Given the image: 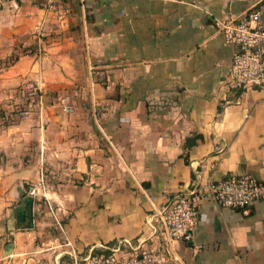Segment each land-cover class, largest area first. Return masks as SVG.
I'll use <instances>...</instances> for the list:
<instances>
[{
	"label": "crops",
	"instance_id": "0c3cea01",
	"mask_svg": "<svg viewBox=\"0 0 264 264\" xmlns=\"http://www.w3.org/2000/svg\"><path fill=\"white\" fill-rule=\"evenodd\" d=\"M46 1L0 0V264L156 246L173 195L230 174L264 182V90L225 86L236 49L218 29L253 8L264 24V0ZM25 85L42 110L20 118ZM41 164L57 220L33 201L24 229L15 211ZM172 253L264 264V202L243 215L203 201L194 241Z\"/></svg>",
	"mask_w": 264,
	"mask_h": 264
},
{
	"label": "built area",
	"instance_id": "2783aa9c",
	"mask_svg": "<svg viewBox=\"0 0 264 264\" xmlns=\"http://www.w3.org/2000/svg\"><path fill=\"white\" fill-rule=\"evenodd\" d=\"M62 0H47L45 8L57 12L56 4ZM62 15L59 14L61 18ZM227 45L236 48L228 65L225 86L231 90L247 92L252 89L264 90V24L260 12L255 8L240 17L228 19L218 24ZM36 61L42 57L39 46L34 51ZM91 77L102 82V72L90 68ZM28 105L20 113L26 118L36 106L42 110L37 86L25 85ZM65 113L72 112L66 105ZM43 124V123H42ZM47 171L40 165L38 178L23 188V194L33 201H43L54 220L55 211L50 205L49 193L53 187L47 181ZM203 201L211 202L221 209H229L249 215L251 208L264 202V182L251 175H227L220 181H208L194 185L186 192L173 195L160 213L159 225L155 233L156 246L142 242L136 246L122 243L107 253H96L82 259H74L68 264H170L177 258L172 253L174 243H192L200 224V207ZM196 253V252H195Z\"/></svg>",
	"mask_w": 264,
	"mask_h": 264
},
{
	"label": "water",
	"instance_id": "95a60500",
	"mask_svg": "<svg viewBox=\"0 0 264 264\" xmlns=\"http://www.w3.org/2000/svg\"><path fill=\"white\" fill-rule=\"evenodd\" d=\"M192 141V139H189ZM33 200L31 197H26L20 207L15 211L16 224L22 226L24 229L33 228Z\"/></svg>",
	"mask_w": 264,
	"mask_h": 264
},
{
	"label": "rangeland",
	"instance_id": "374dc122",
	"mask_svg": "<svg viewBox=\"0 0 264 264\" xmlns=\"http://www.w3.org/2000/svg\"><path fill=\"white\" fill-rule=\"evenodd\" d=\"M13 61V59H11V61H10V63ZM23 92H24V94H25V96H23V105L22 106H20V108H21V111L19 112V114H18V117H20V118H22L21 117V115H20V113L23 111V110H25V108L27 107V105H28V98H27V95H26V92H25V90H24V87L21 89ZM11 122V121H10ZM24 195V194H23Z\"/></svg>",
	"mask_w": 264,
	"mask_h": 264
},
{
	"label": "trees",
	"instance_id": "16d2710c",
	"mask_svg": "<svg viewBox=\"0 0 264 264\" xmlns=\"http://www.w3.org/2000/svg\"><path fill=\"white\" fill-rule=\"evenodd\" d=\"M17 2V0H15ZM236 49V48H235ZM6 121L8 120V118H4ZM259 203V202H258ZM257 204V203H256ZM255 206V205H254ZM252 209V208H251Z\"/></svg>",
	"mask_w": 264,
	"mask_h": 264
}]
</instances>
